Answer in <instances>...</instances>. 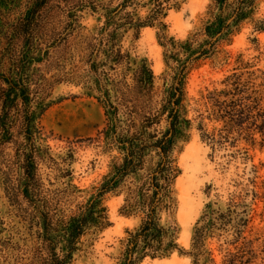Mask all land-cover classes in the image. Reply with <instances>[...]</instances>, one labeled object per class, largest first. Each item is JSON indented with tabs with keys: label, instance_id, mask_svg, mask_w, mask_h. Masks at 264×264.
Returning <instances> with one entry per match:
<instances>
[{
	"label": "trees",
	"instance_id": "obj_1",
	"mask_svg": "<svg viewBox=\"0 0 264 264\" xmlns=\"http://www.w3.org/2000/svg\"><path fill=\"white\" fill-rule=\"evenodd\" d=\"M183 1L0 0V172L11 204L24 220L44 229L51 264H71L82 238L92 228L111 224L104 206L111 193L124 196L122 212L142 218L138 228L128 231L120 264L180 249L178 228L164 223L162 213H173L177 206L174 192L181 169L174 149L185 76L214 54L221 38L233 34L258 0H214L218 12L212 11L204 23L209 38L196 51L190 38L167 39L168 62L176 63L179 74L161 90L146 61L132 66L125 31L163 23L168 10ZM149 4L148 15L140 16L139 8ZM86 10L103 17L94 30L82 21ZM71 82L95 91L105 104L108 121L100 137L107 152H116L98 192L88 200H79L72 182L61 187L52 181L54 171L72 176L63 167L70 166L72 154L60 162L42 142L40 119L48 100L57 85ZM206 230L195 231L196 254L205 245ZM63 240L67 253L60 246Z\"/></svg>",
	"mask_w": 264,
	"mask_h": 264
},
{
	"label": "rangeland",
	"instance_id": "obj_2",
	"mask_svg": "<svg viewBox=\"0 0 264 264\" xmlns=\"http://www.w3.org/2000/svg\"><path fill=\"white\" fill-rule=\"evenodd\" d=\"M151 8L140 7L138 14L145 17ZM214 8V0H185L168 10L163 23L126 29L124 44L132 66L146 61L162 90L179 74L176 63L168 62L165 42L190 38L192 51L204 47L209 38L204 23L212 11L218 12ZM102 20L90 10L83 12L88 29ZM235 25L214 54L185 76L174 149L181 169L174 192L177 206L173 213H162L164 223L177 226L180 249L148 255L138 264H264V0ZM200 30L202 35L195 38ZM48 101L40 119L42 142L60 162L72 154L70 166L63 167L73 173L63 177L62 170L54 171L52 181L61 187L72 182L79 200H88L98 192L116 153L107 152L100 137L108 121L106 106L95 91L75 82L57 85ZM123 203V195L106 196L111 224L103 230L92 228L71 264H120L128 231L142 221L140 215L122 212ZM23 218L6 194L0 172V264H51L44 229ZM203 226L205 245L196 254L194 235ZM60 246L69 251L66 240Z\"/></svg>",
	"mask_w": 264,
	"mask_h": 264
},
{
	"label": "bare ground",
	"instance_id": "obj_3",
	"mask_svg": "<svg viewBox=\"0 0 264 264\" xmlns=\"http://www.w3.org/2000/svg\"><path fill=\"white\" fill-rule=\"evenodd\" d=\"M119 199H121V198L119 197ZM174 256H177V254H175ZM156 260H158V259H156Z\"/></svg>",
	"mask_w": 264,
	"mask_h": 264
}]
</instances>
